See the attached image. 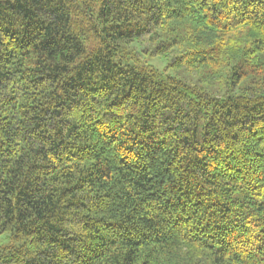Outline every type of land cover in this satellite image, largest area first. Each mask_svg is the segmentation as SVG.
Instances as JSON below:
<instances>
[{
	"label": "trees",
	"instance_id": "16d2710c",
	"mask_svg": "<svg viewBox=\"0 0 264 264\" xmlns=\"http://www.w3.org/2000/svg\"><path fill=\"white\" fill-rule=\"evenodd\" d=\"M3 236L0 264H264V0H0Z\"/></svg>",
	"mask_w": 264,
	"mask_h": 264
},
{
	"label": "rangeland",
	"instance_id": "374dc122",
	"mask_svg": "<svg viewBox=\"0 0 264 264\" xmlns=\"http://www.w3.org/2000/svg\"><path fill=\"white\" fill-rule=\"evenodd\" d=\"M146 63L162 70L167 65V60L162 57L147 59ZM9 244V240L6 236L0 237V248Z\"/></svg>",
	"mask_w": 264,
	"mask_h": 264
}]
</instances>
